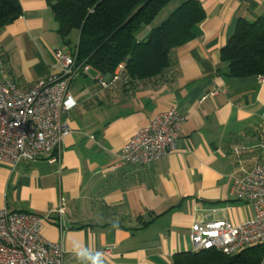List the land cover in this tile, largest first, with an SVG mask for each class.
<instances>
[{
    "label": "crops",
    "instance_id": "crops-1",
    "mask_svg": "<svg viewBox=\"0 0 264 264\" xmlns=\"http://www.w3.org/2000/svg\"><path fill=\"white\" fill-rule=\"evenodd\" d=\"M19 1L22 14L0 32V81L29 89L59 70L56 50L78 40L67 43L48 0ZM198 1L206 18L161 75L128 80L124 68L111 77L90 66L74 78L59 162L0 163V209L47 217L43 235L62 242L65 264H176L196 252L198 219L253 217L230 192L236 178L264 166V77L229 75L221 54L239 19L264 17V0ZM173 106L185 117L176 149L159 161L120 163L137 130ZM62 201L65 212L52 213Z\"/></svg>",
    "mask_w": 264,
    "mask_h": 264
},
{
    "label": "built area",
    "instance_id": "built-area-1",
    "mask_svg": "<svg viewBox=\"0 0 264 264\" xmlns=\"http://www.w3.org/2000/svg\"><path fill=\"white\" fill-rule=\"evenodd\" d=\"M57 72L24 89L13 80L0 81V163L16 167L21 162L47 159L59 162L56 148L71 133L66 115L75 106L70 85L90 65L78 63L77 47L57 49ZM120 69L124 64H120ZM106 86L105 80L100 78ZM213 91L211 94H215ZM185 121L173 106L155 115L129 139L120 154V163L145 164L167 157L177 147ZM264 151V138L261 143ZM233 198L248 204L253 217L240 223L228 219L200 218L191 226L195 251L216 249L226 255L264 243V166L256 164L233 181ZM64 201L52 210L62 215ZM47 217L26 211L0 209V264H65L61 241L43 235ZM111 255V248L103 250Z\"/></svg>",
    "mask_w": 264,
    "mask_h": 264
},
{
    "label": "trees",
    "instance_id": "trees-1",
    "mask_svg": "<svg viewBox=\"0 0 264 264\" xmlns=\"http://www.w3.org/2000/svg\"><path fill=\"white\" fill-rule=\"evenodd\" d=\"M48 2L68 44L71 32L78 31V63L111 77L124 64L122 77L128 80L161 75L172 63L173 50L193 40L196 27L206 18L198 0ZM21 14L19 0H0V32ZM146 27L151 29L141 39L139 34ZM221 56L233 77H264V17L239 19ZM176 264H264V243L230 256L216 249L200 250L177 259Z\"/></svg>",
    "mask_w": 264,
    "mask_h": 264
},
{
    "label": "rangeland",
    "instance_id": "rangeland-1",
    "mask_svg": "<svg viewBox=\"0 0 264 264\" xmlns=\"http://www.w3.org/2000/svg\"><path fill=\"white\" fill-rule=\"evenodd\" d=\"M70 38H71V44L72 45H76L77 43V40H78V31L77 30H73L70 34ZM2 53H1V50H0V79L3 75L7 74L5 72H7V67L5 69V64H4V61L2 59ZM6 70V71H4Z\"/></svg>",
    "mask_w": 264,
    "mask_h": 264
}]
</instances>
